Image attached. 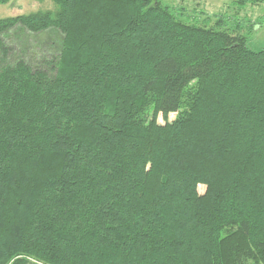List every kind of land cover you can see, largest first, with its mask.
<instances>
[{
    "label": "trees",
    "instance_id": "1",
    "mask_svg": "<svg viewBox=\"0 0 264 264\" xmlns=\"http://www.w3.org/2000/svg\"><path fill=\"white\" fill-rule=\"evenodd\" d=\"M51 1L0 18V264H264L252 28L165 0ZM7 36L44 66L13 62Z\"/></svg>",
    "mask_w": 264,
    "mask_h": 264
},
{
    "label": "rangeland",
    "instance_id": "2",
    "mask_svg": "<svg viewBox=\"0 0 264 264\" xmlns=\"http://www.w3.org/2000/svg\"><path fill=\"white\" fill-rule=\"evenodd\" d=\"M164 4L175 12L179 11L177 12L178 15H181L182 20L186 22L198 21V24H208L211 27L222 19L229 24L228 28L232 30L240 26L244 34L252 28L249 34V45L254 49L264 48V3L260 6L248 4L243 8L236 3V0H165ZM55 7L56 5L51 0H10L7 3H0V18L54 10ZM261 16H263L260 20L262 25L257 24L254 26V23ZM4 42L7 46L14 47L13 51L9 53L13 62L18 60L19 57H23L35 68L44 66V62L40 61L41 54L28 52L21 55L19 49L15 48L13 37H5ZM52 56L49 54V60ZM172 118L173 115L169 117L161 115L159 117L158 133L161 138L169 132ZM203 190L204 186L201 185L200 191L203 192Z\"/></svg>",
    "mask_w": 264,
    "mask_h": 264
}]
</instances>
